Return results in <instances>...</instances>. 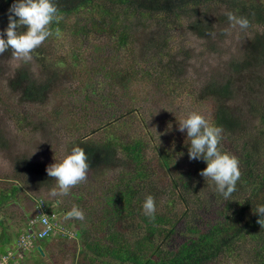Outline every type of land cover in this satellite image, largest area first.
Segmentation results:
<instances>
[{
	"label": "trees",
	"instance_id": "16d2710c",
	"mask_svg": "<svg viewBox=\"0 0 264 264\" xmlns=\"http://www.w3.org/2000/svg\"><path fill=\"white\" fill-rule=\"evenodd\" d=\"M54 2L61 19L49 26L51 36L64 34L75 38L80 34L118 32L115 48L107 55L100 51L96 56L100 65L109 63L104 73L114 88L134 95L131 87L161 83L172 93L179 94L185 88L196 100L209 101V111L202 115L221 129L219 147L237 158L240 177L236 190L225 199L213 182L200 175L206 162L189 159L186 132H180L171 142L153 143L152 132L145 138L142 132L133 133L126 121L116 118L119 131L109 122L108 133L92 131L78 135L65 150L67 154L73 145L83 147L89 161L87 176H96L105 186L100 211L96 212L101 214L100 222L83 226L76 224V219L65 218L68 210L64 201L49 194L56 182L47 175L49 165L37 159L38 154H47L41 142L31 153L9 152L14 180L9 186H0V264L9 253L13 255L3 264H14L21 254L17 240L29 226L33 208L27 213L19 207L16 211L20 213L14 211V217L8 206H20L23 196L34 205L42 199L50 214L58 213L64 225L73 228L81 240L84 238L85 259L87 253L92 254L89 264H264V218L258 223L259 216L254 212L257 204H264V139L258 140L264 130V110L256 102L264 89V0ZM12 3L13 0H0V21L5 24ZM228 13L247 18L251 34L244 42L239 38L233 50L223 52L222 44L229 38L233 25ZM179 28L184 33L177 34ZM187 31L195 36L193 40L186 39ZM199 44L216 67L204 66L208 78L200 82V88L195 84L197 80L173 81L182 76L185 67H191L189 60ZM6 52L0 59L12 54L11 49ZM53 60L49 62L55 66L67 64L64 82L79 81L81 57L57 53ZM55 71L52 73L56 74ZM51 74L42 72L35 76L25 65L19 66L8 79L16 102L48 103L54 80ZM135 99L128 104L127 113L138 110ZM27 114L10 111L17 130L31 124L26 120ZM134 120L130 116L128 123ZM252 120L258 122L254 129ZM32 123L31 131L37 129L49 139L51 155L55 134L46 130L45 122H40V129ZM67 125L77 128L71 118H67ZM58 139L57 136V145ZM11 142L8 128L1 129L0 147L10 149ZM39 145L42 149L38 153ZM110 170L116 174L109 180L101 176ZM147 195L156 202L152 219L142 210ZM80 196L75 197V203ZM50 236L48 241L34 242L32 249L41 255L50 240L68 239L58 231ZM59 258L63 264L65 252Z\"/></svg>",
	"mask_w": 264,
	"mask_h": 264
},
{
	"label": "rangeland",
	"instance_id": "374dc122",
	"mask_svg": "<svg viewBox=\"0 0 264 264\" xmlns=\"http://www.w3.org/2000/svg\"><path fill=\"white\" fill-rule=\"evenodd\" d=\"M7 24L0 21V30L6 28ZM184 33L179 28L177 34ZM251 34L249 29H241L231 25L229 30V38L222 44V51H230L234 49L235 43L245 41ZM118 32L115 34L106 35L105 33H92L90 36L80 34L75 38L68 35L60 34L47 38L38 48L32 53V58L28 62H24L12 56L2 57L0 59V130L3 131L6 127L9 130L13 144L11 148L4 150L0 147V186L10 185L14 180L11 174L10 154L21 151L23 154L31 153L37 150V142H41L47 154H38L37 159H42V162L51 165L58 161L63 155L66 154L68 147L72 145L78 135H83L88 132L95 131L97 133H108L106 128L109 122L112 126L118 127L117 131L121 128L116 124L119 120H124L132 128V132L143 133L145 138H148L149 133L152 132L153 143L158 142H171L180 131L177 130L178 121L185 118L191 112L206 114L209 111V101H198L194 96L188 93V90L183 88L178 92L179 94L172 93L164 84L158 83L155 85H141L140 87H131V92L124 91L123 88L113 87L110 83V78L105 75V70L109 66L108 62L100 65L97 62L96 56L100 53L107 55L113 50L114 44L117 43ZM187 40H193L195 36L188 31L185 32ZM178 41H181L177 35ZM195 43L194 45H196ZM193 45V46H194ZM199 51L200 54L196 53ZM60 54H74L81 57L79 68L81 69L79 81L69 84L62 80L67 70V64L52 65L49 61H54L53 58ZM7 54V52H5ZM124 54V53H123ZM117 63L118 61H114ZM120 63V62H119ZM189 63L190 68L184 69L182 76L173 78L175 82H182L184 78L190 80H197L195 82L200 88L201 84L208 78L206 73L203 72L204 66L210 64L212 67L216 63L203 54L201 45L194 48L193 55ZM25 65L30 69V73L39 76L42 72H47L53 77L51 85L52 98L46 104H18L16 101V94L11 91L8 86V79L14 74L16 69ZM55 69V70H54ZM54 70V71H53ZM58 75V76H57ZM58 83V84H57ZM166 88V89H163ZM196 94V93H195ZM105 96V97H104ZM135 99L134 106L138 108L136 111L127 113V106L131 104V99ZM198 99V95H197ZM259 107L264 110V89L260 90V94L256 99ZM57 108L60 109V121H57ZM10 111L18 114L28 113L27 121H30L29 126H22L18 130L14 124ZM130 116H134V123L129 122ZM67 118H71L76 122L77 128L67 125ZM37 128L40 129V122H45L47 125L46 130L55 134L52 139H55L53 152L49 155V150L52 147L47 146V140L36 129L32 130L33 122ZM258 122L252 120V128L257 126ZM171 125V127H169ZM264 128V125L261 127ZM116 131V132H117ZM58 136V145H57ZM264 139V130L258 140ZM11 140V139H10ZM42 146L39 145V150ZM19 152L18 155L21 154ZM114 170L106 171L101 176H106V179L115 175ZM109 183V182H107ZM105 192V186L97 179V177L87 176L86 180L80 182L78 185L70 189L66 196H59L60 200L64 201L66 209L69 211L73 206L78 207L84 212L85 218L83 221H78L76 224L88 226L89 223L97 224L100 222L101 214L96 213L100 211L102 198ZM81 194L80 199L75 203L74 199ZM21 204H11L8 210L14 214L19 207H22L23 212L31 213L34 208L33 201L26 199V196L21 198ZM74 203V204H73ZM73 204V205H72ZM17 213H20L16 211ZM64 218V216H63ZM12 223V218L9 219ZM62 220V219H61ZM75 220V219H72ZM63 221V220H62ZM65 224V223H64ZM91 225L89 229H91ZM88 229V230H89ZM89 235V234H88ZM51 238L45 237L42 240L48 241ZM84 239V238H83ZM79 235L74 238H68L67 241L62 239L50 240L47 242V248H44L43 254L37 253L32 247L21 249V254L14 264H61L58 258L59 251L65 252L63 264H89V257L91 253H87V259L82 252V243ZM37 239H31V242H36ZM13 255V253H12ZM99 258L96 259V262ZM4 263L2 259L1 264Z\"/></svg>",
	"mask_w": 264,
	"mask_h": 264
},
{
	"label": "clouds",
	"instance_id": "9594fccd",
	"mask_svg": "<svg viewBox=\"0 0 264 264\" xmlns=\"http://www.w3.org/2000/svg\"><path fill=\"white\" fill-rule=\"evenodd\" d=\"M227 15L233 26L238 25L241 29L249 27L247 18L237 17L232 13ZM59 19L61 17L54 0H13L8 10V24L0 30V55L11 49L13 57L24 62L30 61L33 51L53 35L49 26ZM21 28L23 30H20ZM177 121V130L186 132L189 140V159H202L206 162V167L200 171V175L213 182L215 190L227 199L236 190L240 170L237 158L219 147L221 129L197 112H191ZM46 172L48 177L54 178L56 182L49 194L53 197L66 196L71 188L86 180L89 172L88 156L83 147L73 145L59 162L55 160L49 165ZM142 210L146 217L154 218L156 202L153 196L145 197ZM254 212L258 214V223L261 224V219L264 218V204H257ZM59 218L61 219L60 216ZM65 218L83 221L85 215L81 209L73 206L71 210L66 211Z\"/></svg>",
	"mask_w": 264,
	"mask_h": 264
},
{
	"label": "built area",
	"instance_id": "2783aa9c",
	"mask_svg": "<svg viewBox=\"0 0 264 264\" xmlns=\"http://www.w3.org/2000/svg\"><path fill=\"white\" fill-rule=\"evenodd\" d=\"M37 203L33 208V217L29 222L27 229L21 233L17 240V246L21 249L29 246L32 247L31 239H43L49 237L52 233L58 231L62 236L74 238L75 230L69 228L62 223L58 213H49L42 202V199H37ZM12 256L9 253L8 256H4L3 260L6 262L7 258Z\"/></svg>",
	"mask_w": 264,
	"mask_h": 264
},
{
	"label": "flooded vegetation",
	"instance_id": "af4514ba",
	"mask_svg": "<svg viewBox=\"0 0 264 264\" xmlns=\"http://www.w3.org/2000/svg\"><path fill=\"white\" fill-rule=\"evenodd\" d=\"M60 253H61V252L59 251V254H58V258H57V259H59V257H60Z\"/></svg>",
	"mask_w": 264,
	"mask_h": 264
},
{
	"label": "crops",
	"instance_id": "0c3cea01",
	"mask_svg": "<svg viewBox=\"0 0 264 264\" xmlns=\"http://www.w3.org/2000/svg\"><path fill=\"white\" fill-rule=\"evenodd\" d=\"M62 221V220H61Z\"/></svg>",
	"mask_w": 264,
	"mask_h": 264
}]
</instances>
